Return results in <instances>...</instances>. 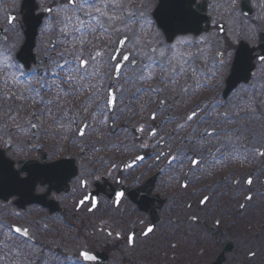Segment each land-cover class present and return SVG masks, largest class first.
I'll list each match as a JSON object with an SVG mask.
<instances>
[{"label":"flooded vegetation","instance_id":"1","mask_svg":"<svg viewBox=\"0 0 264 264\" xmlns=\"http://www.w3.org/2000/svg\"><path fill=\"white\" fill-rule=\"evenodd\" d=\"M63 3L66 7L56 8L54 0L49 3L35 0V15H43V20L35 41V60L27 67L18 55L26 39L25 17L31 16V7L26 10L24 0H0V90L4 91L6 86L2 82L6 84L7 78H14L15 74L24 86L23 82L27 83V88L28 81L39 82V77L31 76L36 66H45L46 73L51 67V75L61 74L64 70L53 66V61L59 58L58 50L64 46L68 50L67 59L73 60L76 39L72 37L78 39L79 33L75 26H63L69 8L66 0ZM55 11L59 17L54 15ZM50 19L52 26L47 30ZM15 41L19 47L13 52L9 44ZM45 45H48L46 56L39 55L38 46ZM228 46H232L228 49L234 55L237 45L228 43ZM217 55L222 61L224 53ZM232 62L233 59L220 64L222 74L200 75L197 81L189 78L181 94L176 95L172 85H167V89L159 85V89H148V95H142L135 107L134 121L123 124V133L129 131L128 135L120 138L116 147L105 145L106 152L101 155L93 153L98 151L94 147L76 144L75 139L69 144L67 139L51 143L43 140L42 146L32 144L16 150L0 137V148L14 163L15 170L20 169L21 161L33 162L28 169L31 171L67 160L54 166L56 172L51 176L43 175L37 182L35 193L42 196L43 205L34 203L20 208L15 197L9 201L0 199V211L3 208L6 211L3 218L14 219L10 227L27 228L29 235L20 236L32 244L46 239L44 252L55 257L48 264L153 263L160 252L163 257L167 254L161 249V242H169L172 256L180 255L185 264H212L223 252V264H261L264 155L259 153L264 152V87L258 90L256 83L255 89L242 97L237 91L242 84L226 92ZM259 73L264 80L263 62L257 63L251 82ZM190 80L198 84L193 91L189 84L185 86ZM114 82L115 79L108 94L115 93ZM187 86L190 90H186ZM160 89L173 97L168 101L170 107L165 110L164 99L151 111L155 94L150 91ZM193 112L197 115L188 119ZM7 118L4 117L5 121ZM173 156L177 157L174 161ZM193 160L200 163L194 165ZM28 171L20 172V177H27ZM74 172L76 176L64 185L66 177ZM249 178L251 184L247 183ZM85 196L89 199L81 204ZM249 196L251 200L247 199ZM206 197V202L201 203ZM149 228L153 229L150 233ZM12 233L14 237L18 235ZM207 237H218L220 241L210 244ZM223 237H244L263 251L260 256L252 251L243 259L241 255L230 257L239 244ZM84 251L95 259L84 260L80 256ZM121 252L122 259L117 262L116 255ZM205 256L210 261L204 262Z\"/></svg>","mask_w":264,"mask_h":264},{"label":"rangeland","instance_id":"2","mask_svg":"<svg viewBox=\"0 0 264 264\" xmlns=\"http://www.w3.org/2000/svg\"><path fill=\"white\" fill-rule=\"evenodd\" d=\"M45 1L49 3L51 0ZM202 1L204 0H197V2ZM240 1L208 0V14L211 17L213 27L211 31L198 37L193 34L178 36L171 44L167 43L164 34L157 27L152 16L158 0H118L115 5H109L106 9L108 15H115L116 18L113 20H109L107 16H101L99 13H94L97 18L96 21L90 20L86 15H81V19L89 20L94 24L96 30L93 32L91 29L84 28L82 32H78V39L73 45L75 52L73 60L76 57L88 60L86 71L89 75L86 78H81L80 73H73V80L76 82L69 84L64 83L63 78V74L68 75L66 67L61 74L55 72L53 75H51L52 72L50 73L51 67L47 68L48 74L45 71V66L34 67V73L31 76L34 79L39 77L38 80L42 77L52 86L50 89L41 91L43 100L30 98V93L26 91L30 85L27 88V83L23 82L24 86L17 74L14 78H7L6 84L2 82L6 85L4 91L0 90L2 91L0 92V137H3L5 142L11 144L16 150L28 148L32 144L42 146L43 140L51 143V140L56 142L64 137L68 144L72 143L70 142L71 139H75L76 144L81 142L86 146L98 149V151L93 152L95 155L105 153L104 148L105 144L109 143L108 139L116 137L117 134L119 137L128 135L129 131L123 133V124L133 122L135 117L134 114H131L124 118L125 114L135 110L141 96L148 95V89H159L158 85L167 89V85H172L176 89V95L181 94L183 84L189 78L195 80L200 75L208 77L223 73L219 68L221 67V60L218 59L217 54L224 53L222 61L231 60L232 52H228L227 42L238 44L242 40L246 41L250 47L258 45L259 33H264V0H250L254 10L253 18L242 15ZM54 2L56 8L66 7L63 0H54ZM96 2L99 4L100 0H96ZM92 11L94 12V10ZM129 12L135 15L128 16L127 13ZM58 13L55 11L54 15L58 16ZM65 16L64 27L72 25L75 28H83L75 20V15L70 10V6L65 11ZM68 16H73V20L69 21ZM100 24H103L104 27L101 28ZM46 25L48 30L52 26V20L50 19ZM222 25H224L225 30L220 33L219 27ZM125 36L128 41L123 43V49L117 53L120 44L118 41ZM18 47L19 44H16V41L9 44V48L13 52ZM153 48L157 50L155 53L151 51ZM47 51L48 45L38 46L39 55L46 56ZM160 53H164V55L161 56ZM58 54L60 56L54 59L53 66H58L61 61L68 60L67 46L59 49ZM113 55H115V59H112ZM125 55L129 56V60H123L119 76L113 83L117 99L116 106L110 112L109 106H106L109 95L108 87L113 80L114 68ZM93 57L94 59H92ZM150 57L156 63H151ZM168 61L171 63L167 64ZM262 62L264 63V61ZM145 64L149 65L147 70L143 69ZM161 64H167V70L160 67ZM173 68L176 69L175 72L172 71ZM43 70L45 72L39 75V72ZM54 70L56 69L54 68ZM142 71L144 78L140 79L139 76ZM57 74L60 78H57ZM168 78L169 81H167ZM211 79L214 78L211 77ZM256 83L259 84L258 90L264 87L263 76L257 74L249 85L242 84L237 90L240 97L246 94L248 90H254L253 85ZM187 84L191 86L192 91L198 87V84L191 80L186 82L185 86ZM250 85L252 88L249 87ZM31 86L38 88L39 82H31ZM186 90H190V88L187 86ZM150 92L152 95L155 94L150 103L151 111L156 109L158 101L164 99L167 100L165 110L169 109L168 101L173 97L163 92V89ZM48 101L51 103L47 104ZM152 101L155 102L152 103ZM46 104L47 107H45ZM34 113L37 115H33ZM90 113L94 118L89 117L88 127L80 139L78 133L81 126L75 129V125L81 123L83 125L87 122L86 117ZM44 116L47 119L45 122L48 128L45 132L41 127L42 124H45L42 122ZM4 117H8L6 121ZM128 118L131 119L129 122L126 121ZM9 120L11 121L10 125H8ZM31 124H36L37 127L33 129ZM11 211L14 212L12 208ZM4 214H6L5 208L2 212L0 211V225H3V228H0V264H48L54 260V256L44 252L46 239L43 238L42 241L32 244L21 237H14V234L9 231V225L14 219L3 218L2 215ZM37 222L39 223L40 219ZM41 225L43 228L44 225ZM207 238L210 244L220 241L218 237ZM223 238L239 244V248L232 255L230 254V257L235 258L241 255V259H243L244 255L252 251L260 256L261 250L263 251L259 245L254 242H247L244 237ZM161 249L167 254L163 257L162 252H160L158 261L153 263L139 262L137 264H185L180 255L172 256V247L169 242H161ZM121 255L122 252L117 253L115 258L117 262L121 261ZM203 260L208 262L210 258L205 256ZM259 261L264 264V258L259 259Z\"/></svg>","mask_w":264,"mask_h":264},{"label":"water","instance_id":"3","mask_svg":"<svg viewBox=\"0 0 264 264\" xmlns=\"http://www.w3.org/2000/svg\"><path fill=\"white\" fill-rule=\"evenodd\" d=\"M31 7V16L25 17L26 22V40L21 48L18 58L29 66L34 60L33 49L38 33V28L41 24L42 16L34 15L35 2L34 0H25L24 8L27 10ZM242 11L247 16H253V10L250 7L249 0H242ZM159 27L164 32L167 41L172 42L177 35L194 33L199 35L203 31L210 30V17L207 15V2L197 4L196 0H159L157 7L153 12ZM205 24V25H204ZM223 31V29L221 30ZM260 49L262 56L264 55V34H261V43L258 48H250L245 42H241L234 59L230 77L227 80L226 92L231 91L241 82H248L251 72L254 70V52ZM261 56V58H263ZM121 63L120 65H122ZM30 161H21L20 169H14V163L5 156V152L0 149V199L8 201L11 197L17 196L15 204L20 208H25L31 204H42V196L35 193L37 182L41 176H51L56 169L54 166H60L62 163H67L66 160H60L51 164L35 168L31 171ZM28 166V168H27ZM45 167V168H43ZM28 171V176L20 177V172ZM14 173V174H13ZM71 176L66 177L64 185H68ZM62 188V186H59ZM223 254L214 264H222Z\"/></svg>","mask_w":264,"mask_h":264},{"label":"snow or ice","instance_id":"4","mask_svg":"<svg viewBox=\"0 0 264 264\" xmlns=\"http://www.w3.org/2000/svg\"><path fill=\"white\" fill-rule=\"evenodd\" d=\"M118 2V0H100V3L97 4L96 0H66V3L70 6V10L73 12V14L75 15V20L83 26V28H76L75 30L77 32H82L84 30V28H87V29H91V31H95V26L93 23H91L89 20H84V19H81V15H86L87 17L90 18V20H93V21H96L97 18L96 16L94 15V13H99L101 16H107V18L109 20H113L115 19V15H108V12L106 11V9L109 7V5H115L116 3ZM94 10V12L92 11ZM49 11H51V9H49ZM78 13V14H77ZM128 16H134L135 14L134 13H127ZM67 19L69 21H72L73 20V16H68ZM98 23V21H97ZM101 28L104 27L103 24H100L99 25ZM71 35V34H70ZM73 39H77V37L73 36L72 37ZM127 37H123L122 40L118 41V43H121L123 44L124 42L127 41ZM151 51L153 53H155L157 50L155 48L151 49ZM97 55H100V53H97ZM161 56L164 55V53H160ZM115 55H113L112 59H115ZM94 59V57L92 58ZM123 60L125 61H128L129 60V56L125 55L122 57ZM261 59H264V58H261ZM150 62L151 63H156L151 57L149 58ZM88 60H83V59H80L79 57H76L74 60L72 61H68V60H65L64 61V65H58V67H60L62 70H64V68L66 67L67 69V72H68V75L64 78V83H75L76 81L73 80V73H80L81 74V78H86L89 74L87 73L86 69L88 67ZM171 61H168L167 64H170ZM167 64H161L159 65L160 67H162L164 70H167ZM9 67H11V65H9ZM122 67V65H119L117 64L116 67L114 68V71L115 72H119L120 71V68ZM149 67L148 64H145L143 66V69L144 70H147ZM173 72L176 71L175 68L172 69ZM57 78H60L59 75L57 74ZM140 79H143L144 78V75H143V71L141 72L140 76H139ZM30 87L28 89H26V91H28L30 93V98L32 99H40V100H43V96L41 95V91L42 90H45V89H50L52 86L45 80H43V78L41 77L40 80H39V87H34V86H31V81H28ZM21 98H23V96H21ZM51 101H48L47 104H50ZM47 104L45 105V107H47ZM115 104V94L114 92H110L109 93V100L106 101V106H114ZM50 111H49V115H50ZM33 115H37V114H33ZM197 115L196 112H193L189 117L188 119H192L194 118L195 116ZM153 119H155V114L153 115ZM31 127L33 129H35L37 127L36 124H31ZM88 125L85 124L84 125V128H87ZM79 134L81 136H83L85 133L83 130H80ZM155 131L152 132V135H155ZM207 135H211V133H207ZM219 149L216 150L217 153H219ZM209 154H213V153H209ZM260 155H264V152H260L259 153ZM214 155V154H213ZM137 159H143V157H137ZM157 159H159V157H157ZM177 157L176 156H173L172 157V160H176ZM172 161H169V163H171ZM192 163L194 165L196 164H199L200 161L199 160H193ZM85 183V182H82V184ZM247 183L251 184L252 183V180L251 178L248 179ZM120 196H123V193H120L119 194ZM251 196L247 197V199L251 200ZM89 199L88 196H85L84 197V200H81L80 203L83 204L85 201H87ZM207 200V197L205 198L204 201H201V203H204L206 202ZM0 228H3V225H0ZM9 231L11 232H14V233H17V234H20L22 236H28L29 235V230L27 228H22V227H19V226H11ZM153 229L152 228H149L147 230L148 233L152 232ZM147 234V233H145ZM130 241L132 239V237L129 238ZM80 256L83 257L84 260H88V261H91V260H94L95 257L92 256L91 254H89L88 252L84 251V252H81L80 253Z\"/></svg>","mask_w":264,"mask_h":264}]
</instances>
